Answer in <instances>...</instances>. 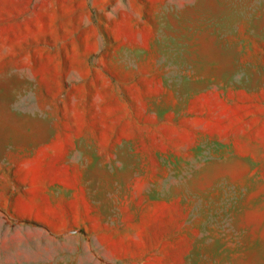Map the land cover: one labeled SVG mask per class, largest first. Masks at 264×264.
Instances as JSON below:
<instances>
[{"label":"rangeland","instance_id":"374dc122","mask_svg":"<svg viewBox=\"0 0 264 264\" xmlns=\"http://www.w3.org/2000/svg\"><path fill=\"white\" fill-rule=\"evenodd\" d=\"M0 264H264V0H0Z\"/></svg>","mask_w":264,"mask_h":264}]
</instances>
